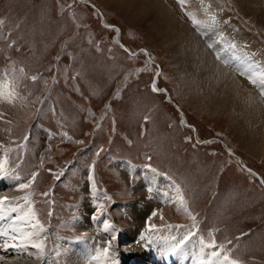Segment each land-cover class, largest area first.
<instances>
[{
  "label": "rangeland",
  "instance_id": "obj_1",
  "mask_svg": "<svg viewBox=\"0 0 264 264\" xmlns=\"http://www.w3.org/2000/svg\"><path fill=\"white\" fill-rule=\"evenodd\" d=\"M162 1L188 23L172 0ZM213 1L236 31L264 49L263 16L247 17L233 0ZM152 28L146 15L129 17L115 0H0V82L18 93L11 103L0 99V161L12 180L23 176L29 185L7 194L34 201L46 229L47 264H85L84 256L97 252L83 242L76 250L64 247L63 237L92 231L108 244L104 229L86 220L93 209L86 191L90 171L97 203L121 228L116 225L117 235L140 231L154 209L151 222L185 221L223 255L240 264H264V156L244 146L224 116L210 117L186 101L181 82L191 83L192 73L183 76L176 48L186 49ZM122 159L151 172L137 168L131 179L118 167ZM156 171L177 182L184 204L168 178L175 192L170 202L137 188L141 174ZM0 184V190L14 188L5 179ZM5 200L27 212L22 199ZM162 233L184 235H153ZM107 236L116 264L123 250L139 251L136 240L115 243L108 231ZM23 261L45 264L43 258L0 250V264Z\"/></svg>",
  "mask_w": 264,
  "mask_h": 264
},
{
  "label": "bare ground",
  "instance_id": "obj_2",
  "mask_svg": "<svg viewBox=\"0 0 264 264\" xmlns=\"http://www.w3.org/2000/svg\"><path fill=\"white\" fill-rule=\"evenodd\" d=\"M115 1L122 9H127L129 17L142 13L160 36L180 41L179 46L186 49L181 53L176 48L182 74H194L190 76L191 83L188 84L186 79L181 82L186 101L210 117L224 116L227 125L241 136L243 145L264 156V93L261 91L264 88V49L260 42L247 33L236 31L233 23L225 13H220L213 0H183V6L198 22L195 26L185 24L181 18L176 17L162 0ZM233 1L247 17L264 18V0ZM220 14L223 18H220ZM251 61L252 64L248 63ZM251 77L257 82L253 83ZM140 177L138 189L150 191L159 202L173 200L175 192L167 178L159 174H141ZM165 192L167 197L163 195ZM3 200L8 203L6 208L9 211L16 206L20 208L14 200ZM13 213L9 221L1 220L3 226L0 223V231L10 229L13 221L22 215L20 212ZM140 233L139 230H125L119 236L116 232L108 231L110 237L115 235V243L126 238L137 241L139 251L133 253L123 250L121 264H216L218 259L211 256V249L197 241L190 243L181 233L172 234L177 237L167 233L153 236ZM181 241L184 242L180 244ZM177 244L179 247H176ZM83 245L88 246L86 243ZM95 253V248L88 252ZM172 258L174 260L171 261ZM22 264L32 263L23 261Z\"/></svg>",
  "mask_w": 264,
  "mask_h": 264
},
{
  "label": "snow or ice",
  "instance_id": "obj_3",
  "mask_svg": "<svg viewBox=\"0 0 264 264\" xmlns=\"http://www.w3.org/2000/svg\"><path fill=\"white\" fill-rule=\"evenodd\" d=\"M181 2L183 3V0H181ZM32 79L35 80L36 77H32ZM251 79L253 83L257 82L254 77H251ZM261 91L262 93H264V88H262ZM17 96L18 93H16L13 89L9 88L7 92H5L3 86H0V98L7 99V101L11 103L13 99ZM146 167L150 168L151 166L148 165ZM152 171H155V169H152ZM3 175H5L3 171V161H0V177H2ZM33 178H35V174H33ZM14 179L18 180L19 177H14ZM28 186L29 185L27 184H20L21 188H26ZM176 192L180 198V202L183 203L184 202L183 197L179 195L180 193L179 188L176 189ZM29 195H31V193H29ZM43 195H47V193H44ZM163 195L167 197L166 192L163 193ZM19 199L28 201V204L25 205V207L28 208V211L25 212L24 207L11 209V211L20 212L22 215L18 216L13 221V224L10 226V229H4L3 231H0V250H3L5 252L16 251L19 252L20 254H27L28 256H34L36 259L43 258L45 260V264H47V256L49 255V250L47 244L42 239L46 229L44 225L40 223L39 219L36 218V213L32 210L31 207L32 201L29 200L28 196H24ZM3 203L4 200L0 199V219H3L4 215L6 214L3 209ZM102 208H103L102 205H96V214H94L91 217L93 221L100 220V217L104 214L103 211L101 210ZM156 214L157 213L154 211L152 213V216H155ZM33 220H35L34 224L32 223ZM103 229L104 231H112L113 233L119 231L118 229H115L114 226L108 222V220L103 221ZM145 235H147V233H145ZM85 238H86L85 236H81V237H77L76 239L83 240ZM115 238H116L115 235H113L112 239ZM185 240H187V236L185 237ZM9 241L11 243H9ZM183 242L184 241H181L179 243L182 244ZM201 243L203 244V241H201ZM109 245H110V241H109ZM176 247H179V244H177ZM206 247L215 248L217 246L213 241L212 243L206 245ZM29 248H34L36 250L35 253L28 251ZM52 252H55L58 256L62 254L56 248H53ZM211 256L218 258L216 264H240V262L237 260L229 259V256L227 254H224L223 258L219 259L220 252L218 251H212ZM108 259H110L108 247H104L103 249H97L96 255L92 257V260L97 261L98 264H107Z\"/></svg>",
  "mask_w": 264,
  "mask_h": 264
}]
</instances>
